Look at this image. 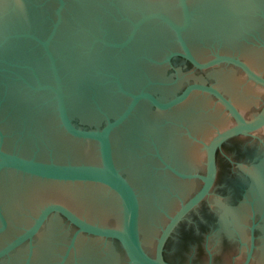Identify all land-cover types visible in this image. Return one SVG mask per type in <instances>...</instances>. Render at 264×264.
Masks as SVG:
<instances>
[{"label":"water","instance_id":"1","mask_svg":"<svg viewBox=\"0 0 264 264\" xmlns=\"http://www.w3.org/2000/svg\"><path fill=\"white\" fill-rule=\"evenodd\" d=\"M262 11L264 0H0V264H26L20 248L48 225L47 235L53 222L60 226L59 255L48 260L54 255L42 254L35 262L58 264L73 233L64 219L76 228L73 245L84 235L116 240L128 259L113 241L101 249L102 240L85 236L80 242L90 246L78 244L80 258L74 262L73 256L69 264H178L165 259V244L209 195L217 149L229 139L264 129V104L253 116L245 100L248 89L264 91L235 68L208 72L225 73L212 81L253 116L247 119L213 86L193 83L174 95L164 88L169 79L160 65L178 57L198 70L230 64L264 86V77L240 59L218 55L201 62L185 37L201 59L211 52L232 53L264 74L259 43L264 42V19L256 14ZM175 44L179 49L172 51ZM185 81L183 75L174 91ZM200 91L214 95L236 125L229 127L233 120L210 97L204 98V106L189 105ZM151 106L179 113L183 123L197 130L201 120L208 132L228 127L207 146L205 185L177 209L163 187L167 181L157 178L164 170L156 161L171 162L181 155L176 146L166 140L155 146L112 143L126 123L147 128ZM74 120L99 127L82 128ZM12 142L16 148L29 143L43 157L32 151L28 156L11 153ZM51 147L55 154L48 157ZM250 157L260 163L248 173L255 198L243 197L239 204L263 207H256V215L253 210L243 213L248 222L240 224L244 207L229 208L225 202L218 214L220 235L213 243L222 247L226 237L235 245L244 257L235 264H264V152L253 151ZM11 194H27L32 204L17 205ZM253 215L257 222L250 232ZM19 219L35 220L22 230L16 225Z\"/></svg>","mask_w":264,"mask_h":264},{"label":"flooded vegetation","instance_id":"2","mask_svg":"<svg viewBox=\"0 0 264 264\" xmlns=\"http://www.w3.org/2000/svg\"><path fill=\"white\" fill-rule=\"evenodd\" d=\"M259 14L260 18L264 19V11ZM189 47L191 48L193 54L197 59L201 62L208 61L210 59L215 58L218 55L222 56H231L237 59L242 60L243 62L247 63L249 67H251L256 73L264 77V74L258 71L248 62L246 59L240 57L239 55L227 53V52H211L207 54V57L201 59L199 58L194 50L193 47L185 36ZM259 42V41H258ZM264 49V42H259ZM178 46V45H177ZM176 44L172 47V51H177L179 47ZM263 52V51H262ZM178 61L181 62V65H178ZM161 68H164L165 76L169 79V82L165 84V89L172 90L174 95L183 91L186 87L193 83H203L208 86H213L220 90L227 99L231 100L218 86H216L212 78L219 77L224 75V72H212L209 73L211 70L222 69V67H232L238 70L243 77L247 79V82L254 87L259 88L260 90L264 91V86L260 84H256L252 82L243 71L238 69L237 67L230 65V64H221L215 68H211L208 70H198L196 69L188 60L178 57L174 58L171 63L160 65ZM183 75L187 78V81L182 85L178 92H175V88L180 82V79ZM233 85L238 86L235 82ZM149 88V87H148ZM147 88V89H148ZM246 101L249 103V110L255 111V116L263 107L264 104V92L255 93L251 89L246 90ZM251 94L253 97H251ZM205 97H210L214 99L218 104H220L216 97L207 92H195L192 100L189 105L192 103H203ZM252 98H255L253 101ZM231 102L238 108V110L243 114V116L247 119L252 118L253 116H248L245 111H243L239 105H237L233 100ZM221 105V104H220ZM203 106L199 109L202 111ZM222 106V105H221ZM223 107V106H222ZM224 108V107H223ZM185 109H189V106ZM184 109V110H185ZM151 113L148 114L147 119L151 121V124L144 125L147 128H141L142 125L135 127L136 125H130V123L124 124L120 127L112 136V143L121 144V145H158L160 142H164L165 140L168 141L169 145L176 146V152H179L181 155L175 156V158H171V162L167 161L165 158L163 160L167 162L171 167L174 168L170 170L166 167L165 162L160 158H156V161H159L158 165L161 169L164 170L162 173H157L161 176L157 177L167 182H163L161 180H157L158 182H163V187L165 190L171 195V199L176 204V209L180 207L183 202H186L193 196H195L205 185L204 181L202 180L203 176H206V169H207V146L211 143V141L223 130L226 128H222L220 126H216L215 129H210L209 132L204 128L203 121H199L201 125V129L197 130L193 127V125H187L183 123V117L176 112L173 111H160L157 110L155 107L151 106ZM224 110L228 113V111L224 108ZM231 117V115L228 113ZM2 119H4L2 117ZM232 125H236L234 123V119ZM75 121V125L82 127V128H96L99 126L89 125V124H82ZM3 127V126H2ZM166 129H169V133L166 132ZM4 132V131H3ZM209 133V134H208ZM5 134V132H4ZM10 147L8 148L11 153H21L23 156H28L29 153L35 152L37 153V158L43 157L41 156V149H31L32 146L29 143L21 144L19 143L16 146L14 142L10 143ZM54 148L47 152L48 157L55 154ZM264 152V129L253 132L250 135H240L234 137L232 139L227 140L225 143L219 147L215 154V178L211 187V191L209 195L197 206L193 209L186 217L183 219L178 226L174 229L171 233L170 237L168 238L165 248H164V257L168 262L171 263H178V264H203L213 262L216 264H235L236 260H241L244 258L243 256L238 255V251L235 248V245L232 246L230 241H227L226 237L223 239L225 245L222 247L214 246L213 243L217 241L220 232L218 230L219 224L218 214L219 211L222 210L223 205L225 202L229 203V208H238L244 207L242 210L243 213H250L249 210H253L254 214L256 215V207H263L260 206L258 203L251 202L249 207L244 204H239V200L241 198H245L246 201H253L255 197L253 194H250V188L252 186V179L248 176L249 170L256 166L257 161L252 160L250 154L252 152ZM39 156V157H38ZM47 158V157H45ZM43 158V160L45 159ZM164 162V163H163ZM75 163H82V162H75ZM87 163V162H86ZM183 174V176L179 175ZM156 180V179H153ZM7 182V181H6ZM8 183V182H7ZM95 186V185H94ZM100 186V185H99ZM103 187V186H102ZM105 188V187H104ZM249 188L247 191L245 189ZM108 189V188H107ZM110 190V189H109ZM115 194V193H114ZM12 195L11 199H12ZM118 196V195H117ZM30 196L27 194L13 195V202L17 205L19 204H32L30 203ZM119 198V197H118ZM46 204L45 206H47ZM264 205V204H263ZM44 206V207H45ZM2 207V206H1ZM43 207V208H44ZM41 208V210L43 209ZM40 210V211H41ZM176 211V210H175ZM174 212V211H173ZM172 212V213H173ZM171 213V214H172ZM245 214L240 218V224L247 223L248 219L246 220ZM253 215L250 222V232L251 227L256 224L257 217ZM221 217V216H220ZM34 220H23L19 219L16 221V225L22 230L30 227ZM89 220V219H88ZM71 228H73V233L66 242V247L64 249V253L59 259L58 264H69L72 262V257L74 256L73 260L75 262L77 257V246H90V242L85 241L83 239L80 242L81 238L83 237H91L96 238L94 236L84 235L77 240V242L73 245V235L75 233L76 228L71 225L67 220L64 219ZM90 221V220H89ZM92 222V221H91ZM50 223V222H49ZM48 223V224H49ZM95 223V222H94ZM51 229L48 231L47 235L45 234V229H41V233L36 235L33 238L32 243H25L24 248V255L26 258V264H37V259L40 255H54L53 257L49 258L54 259L57 255V248L59 247L61 238L57 237V233H59V224L58 222H53L50 224ZM105 225V224H103ZM109 226V225H108ZM216 234H215V230ZM19 231V230H18ZM215 236L214 240L212 241V236ZM17 235L13 236L14 239ZM86 238V239H87ZM102 240L99 243L101 249L108 248V243L113 241L121 251V253L126 257V252L120 243L116 240L112 239H105V238H96ZM39 240V243H38ZM250 240V235H249ZM80 242V243H79ZM49 243H54V247L51 248ZM72 245V247H71ZM212 245L213 247H210ZM53 249V250H52ZM79 254V253H78ZM153 255V253L151 254ZM43 258V257H42ZM42 258H39L42 259ZM128 260V259H127ZM240 263H242L240 261ZM239 264V263H238Z\"/></svg>","mask_w":264,"mask_h":264}]
</instances>
